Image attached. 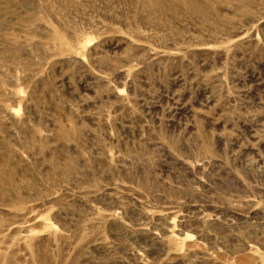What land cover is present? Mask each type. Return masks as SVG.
Masks as SVG:
<instances>
[{"label": "rangeland", "instance_id": "374dc122", "mask_svg": "<svg viewBox=\"0 0 264 264\" xmlns=\"http://www.w3.org/2000/svg\"><path fill=\"white\" fill-rule=\"evenodd\" d=\"M0 264H264V0H0Z\"/></svg>", "mask_w": 264, "mask_h": 264}]
</instances>
